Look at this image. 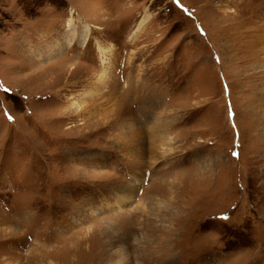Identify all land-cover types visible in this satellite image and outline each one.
<instances>
[{
    "label": "rangeland",
    "instance_id": "374dc122",
    "mask_svg": "<svg viewBox=\"0 0 264 264\" xmlns=\"http://www.w3.org/2000/svg\"><path fill=\"white\" fill-rule=\"evenodd\" d=\"M262 35L264 0H0V264H264Z\"/></svg>",
    "mask_w": 264,
    "mask_h": 264
},
{
    "label": "bare ground",
    "instance_id": "6f19581e",
    "mask_svg": "<svg viewBox=\"0 0 264 264\" xmlns=\"http://www.w3.org/2000/svg\"><path fill=\"white\" fill-rule=\"evenodd\" d=\"M147 20V18L146 17H144L143 18V20L141 21V23L143 24V23H145V21ZM71 25V24H70ZM256 43L258 44L259 43V46L261 47L260 48V50H262V53L263 54H259V52L257 53V54H255L254 56H255V58L256 59H262L261 60V62L260 63H257V66L256 67H258V66H264V58H263V55H264V36L262 35V36H260L259 38H257L256 39ZM99 50L100 51H102L101 53L102 54H106V52L107 51H105V49H102L101 47L99 48ZM262 63V64H261ZM258 68H260V67H258ZM260 69H262V68H260ZM263 74L262 75H264V72H262ZM129 131H132V130H129ZM112 227V226H111ZM113 228V227H112ZM112 232H115V230L114 229H112ZM113 234H115V233H113ZM117 234V233H116ZM115 234V235H116ZM142 240V239H141ZM140 241V240H139ZM112 247V246H111ZM118 247V246H117ZM118 249L120 250H118L119 252H117L118 254H110L109 256H110V260L111 261H113V259L115 258V260H116V262H115V264H130V260H132L131 258L133 257L132 255V253H130L129 254V251H127L126 249H121L120 247H118ZM140 256V255H139ZM139 256L138 257H136V259L137 258H139ZM106 259H107V257H106ZM108 260V259H107ZM109 260V261H110ZM114 260V261H115ZM139 261V260H138ZM140 262V261H139ZM111 264V263H110Z\"/></svg>",
    "mask_w": 264,
    "mask_h": 264
},
{
    "label": "snow or ice",
    "instance_id": "6c2138e0",
    "mask_svg": "<svg viewBox=\"0 0 264 264\" xmlns=\"http://www.w3.org/2000/svg\"><path fill=\"white\" fill-rule=\"evenodd\" d=\"M233 155H236L235 153H233Z\"/></svg>",
    "mask_w": 264,
    "mask_h": 264
}]
</instances>
